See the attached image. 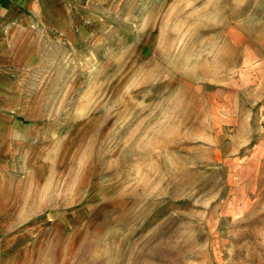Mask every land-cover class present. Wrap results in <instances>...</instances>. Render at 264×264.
<instances>
[{
  "label": "rangeland",
  "instance_id": "374dc122",
  "mask_svg": "<svg viewBox=\"0 0 264 264\" xmlns=\"http://www.w3.org/2000/svg\"><path fill=\"white\" fill-rule=\"evenodd\" d=\"M0 46V264H264V0H40Z\"/></svg>",
  "mask_w": 264,
  "mask_h": 264
},
{
  "label": "crops",
  "instance_id": "0c3cea01",
  "mask_svg": "<svg viewBox=\"0 0 264 264\" xmlns=\"http://www.w3.org/2000/svg\"><path fill=\"white\" fill-rule=\"evenodd\" d=\"M28 14L33 19L36 14H47L49 17L51 7L44 2L40 5V0H0V46L2 50H4L5 40H10L15 31L28 25Z\"/></svg>",
  "mask_w": 264,
  "mask_h": 264
}]
</instances>
